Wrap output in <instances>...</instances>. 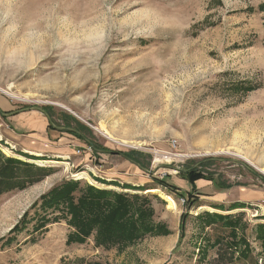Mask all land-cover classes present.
Here are the masks:
<instances>
[{"label": "rangeland", "instance_id": "rangeland-1", "mask_svg": "<svg viewBox=\"0 0 264 264\" xmlns=\"http://www.w3.org/2000/svg\"><path fill=\"white\" fill-rule=\"evenodd\" d=\"M0 94L84 135H63L76 143L65 164L40 165L7 143L0 115V166L37 171L0 196V264H264V0H0ZM188 169L204 175L196 190ZM89 179L149 195L167 232L124 247L69 245L63 218L11 233L43 195ZM157 180L192 193L189 205Z\"/></svg>", "mask_w": 264, "mask_h": 264}, {"label": "trees", "instance_id": "trees-1", "mask_svg": "<svg viewBox=\"0 0 264 264\" xmlns=\"http://www.w3.org/2000/svg\"><path fill=\"white\" fill-rule=\"evenodd\" d=\"M43 111L52 121V115L46 110ZM67 123L68 129H72V127H69L70 122ZM79 130L74 129V134L84 139L83 133ZM88 144L97 153H103L102 151H105L99 150L90 141ZM106 152L112 153L109 151ZM113 154L122 155L143 170L149 169V164L139 154ZM18 168H23V170ZM20 171H22L21 173L24 177L21 176ZM35 172L37 173L26 162L14 158H7L5 164L0 166V196L12 190L24 188L25 183L35 182ZM183 174L189 183L192 184L193 190H196V182L204 177L202 172L196 169H188ZM42 175L44 176V174ZM94 180L102 185L120 187L118 185L106 184L97 179ZM157 185L175 197L181 196L187 202V206L189 205L188 202L191 197H193L192 193H188L187 197L184 196L178 187L169 184L165 180H157ZM122 189L133 192H147L151 190V188L135 189L132 187H124ZM149 198L150 196L145 194L118 193L113 190L97 188L93 185L83 186L80 181H67L43 195L40 201L33 206L35 208L41 203L40 207L35 211L34 217H30L29 212L25 213L21 222L14 227L11 233L20 234L29 227V224L34 222L35 225L32 232L34 234L49 224L55 223L63 218L72 229L67 241L69 245H82L91 236L95 235L94 240L98 246L124 247L148 235L167 232L165 226L155 223L154 209L147 205ZM259 227L264 226L259 225ZM14 239L11 238V241ZM258 239L261 241L264 252V233L259 234ZM238 253L241 255V252L238 251Z\"/></svg>", "mask_w": 264, "mask_h": 264}, {"label": "crops", "instance_id": "crops-1", "mask_svg": "<svg viewBox=\"0 0 264 264\" xmlns=\"http://www.w3.org/2000/svg\"><path fill=\"white\" fill-rule=\"evenodd\" d=\"M0 115L8 128L3 131L7 143L16 146V151L26 156L25 160L63 163V158L74 153L72 145L67 143H76L63 137L64 134H74V129L54 126L43 110L34 108L17 111L16 106L0 94Z\"/></svg>", "mask_w": 264, "mask_h": 264}, {"label": "bare ground", "instance_id": "bare-ground-1", "mask_svg": "<svg viewBox=\"0 0 264 264\" xmlns=\"http://www.w3.org/2000/svg\"><path fill=\"white\" fill-rule=\"evenodd\" d=\"M100 131L106 136V137H108V138H110L111 137V134L109 133V131H107L105 128H103V127H101V129H100ZM3 148V147H2ZM4 151L8 154V155H12V153H11V151H9L8 149H6V148H4ZM14 156V155H13ZM17 158H20L21 160L23 159L24 160V158L23 157H20V156H17ZM31 162H35V163H37V164H50V163H53V164H58V163H56V162H45V161H31ZM63 164V163H62ZM65 164V163H64ZM159 164V163H158ZM263 172H264V169H261ZM77 178H79V179H87L88 178V175L86 174V173H79V174H76L75 175ZM89 181H90V183L91 184H93V185H95V186H97V187H99V188H104V189H107V188H109L110 186H105V185H102V184H99V183H97L96 181H93L92 179H89ZM113 188V187H112ZM109 189H111V188H109ZM116 189V188H115ZM116 190H118L119 191V189H116ZM150 192H152V193H160L164 198H166L167 200H168V202H169V208H171V210H174V209H176L177 208V204H176V202L174 201V199H172L171 197H169V196H167V195H164V193H162L161 191H159V190H150ZM204 209V208H203ZM206 209V208H205Z\"/></svg>", "mask_w": 264, "mask_h": 264}, {"label": "built area", "instance_id": "built-area-1", "mask_svg": "<svg viewBox=\"0 0 264 264\" xmlns=\"http://www.w3.org/2000/svg\"><path fill=\"white\" fill-rule=\"evenodd\" d=\"M0 141H3V139L0 137ZM0 146H2V144L0 143ZM78 154H80V151H78Z\"/></svg>", "mask_w": 264, "mask_h": 264}, {"label": "water", "instance_id": "water-1", "mask_svg": "<svg viewBox=\"0 0 264 264\" xmlns=\"http://www.w3.org/2000/svg\"><path fill=\"white\" fill-rule=\"evenodd\" d=\"M41 110V109H40Z\"/></svg>", "mask_w": 264, "mask_h": 264}]
</instances>
